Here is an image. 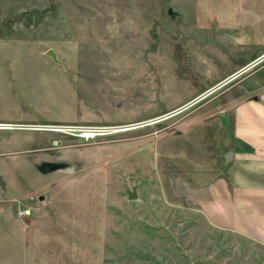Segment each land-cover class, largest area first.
Instances as JSON below:
<instances>
[{
    "label": "rangeland",
    "instance_id": "rangeland-1",
    "mask_svg": "<svg viewBox=\"0 0 264 264\" xmlns=\"http://www.w3.org/2000/svg\"><path fill=\"white\" fill-rule=\"evenodd\" d=\"M263 42L264 0H0V109L53 125L0 131V264H264L198 183Z\"/></svg>",
    "mask_w": 264,
    "mask_h": 264
},
{
    "label": "crops",
    "instance_id": "crops-1",
    "mask_svg": "<svg viewBox=\"0 0 264 264\" xmlns=\"http://www.w3.org/2000/svg\"><path fill=\"white\" fill-rule=\"evenodd\" d=\"M241 35L246 37L247 43L253 40L249 34ZM263 57L264 47L258 53L253 52L230 72L239 73L254 66ZM5 81L6 78H2L0 83ZM236 87L241 91L239 98L232 97L201 119L206 123L217 115L223 117L230 114L231 132L229 136L225 135L226 138L221 137L223 140L216 148L217 157L215 155L208 169L201 168L199 171V187L204 190L200 209L216 226L264 245V61L227 92ZM208 103L202 104L199 109ZM0 122L35 123L34 115L19 106L0 109ZM10 155L9 151L0 150V202L14 199L10 198L9 178L4 175L10 166Z\"/></svg>",
    "mask_w": 264,
    "mask_h": 264
},
{
    "label": "built area",
    "instance_id": "built-area-1",
    "mask_svg": "<svg viewBox=\"0 0 264 264\" xmlns=\"http://www.w3.org/2000/svg\"><path fill=\"white\" fill-rule=\"evenodd\" d=\"M53 131V125H41V124H17V123H5V122H0V129H30V130H41V129H46ZM88 134L95 135V132H89ZM21 214L28 215L30 214V209L27 207H24L21 210Z\"/></svg>",
    "mask_w": 264,
    "mask_h": 264
},
{
    "label": "water",
    "instance_id": "water-1",
    "mask_svg": "<svg viewBox=\"0 0 264 264\" xmlns=\"http://www.w3.org/2000/svg\"><path fill=\"white\" fill-rule=\"evenodd\" d=\"M169 11H170V10H169ZM47 54L51 55V56L54 58V53H53V51H52L51 49L47 50ZM233 76H234V75H233ZM233 76L230 77V78H228L227 80H225V81H224L223 83H221L220 85H218V86H216V87L210 89V91H212V90L218 88L219 86H221L222 84H224L225 82H227L228 80H230L231 78H233ZM198 98H199V97H198ZM229 154H230V152L227 154V156H228ZM126 193H127V195H128V199H130V200L136 199V197H137V190H136V187H133L131 190L127 189V190H126Z\"/></svg>",
    "mask_w": 264,
    "mask_h": 264
}]
</instances>
